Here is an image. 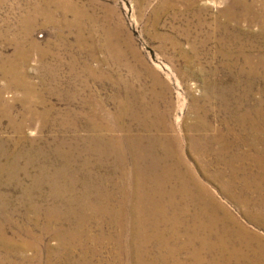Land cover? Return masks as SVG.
<instances>
[{"label": "rangeland", "instance_id": "rangeland-1", "mask_svg": "<svg viewBox=\"0 0 264 264\" xmlns=\"http://www.w3.org/2000/svg\"><path fill=\"white\" fill-rule=\"evenodd\" d=\"M43 1L0 0V205H5V210H0V232L5 238L17 249L25 243L30 245L21 252L31 259L28 264H82L83 261L86 264L91 259L92 264H109L114 260L123 264L125 256H119V252L115 254L114 247L117 246L113 240H96L100 229L110 235L113 227L105 226L109 221H103L104 226L99 227V220L94 216L98 213L93 212V215L86 207L89 203L81 194L84 190L80 178L105 175L112 182L123 179L133 191L134 176L137 175L130 167L134 160L126 153L128 145L133 143L136 149H140L139 158L142 156L141 160L137 158V167L143 166L150 175L161 176L162 198L169 204L161 200L157 191L150 199L161 198L160 202L167 205L170 218L178 212L172 210L176 204L180 206L179 213L187 219L201 209L211 208L210 212L225 226L242 227L244 232L241 234L247 240L245 244L231 242L229 245L234 250L242 249L243 255L232 254L229 260L226 259L229 263L222 258L220 264H263L264 0H198L190 12L181 11L178 5L163 6L164 0H72L86 8L91 24L97 28L94 39L85 33L86 47L80 46L76 27L64 29V24L61 25L64 16L53 4L57 0H49L51 4ZM200 2L205 8V28L202 33L192 29L188 37L182 30L198 22L196 8L202 5ZM250 4L253 9L246 13L245 7ZM41 5L45 10L57 11L53 22H47L42 14L35 12L36 6ZM231 5H234L233 12ZM227 9L237 20L227 19L224 14L229 13ZM67 18L74 17L69 14ZM104 26L116 31L110 40L122 48L117 56H112L109 50L111 43L106 42ZM156 34L174 38L177 35L182 47L189 51L188 58H183L179 51L161 47L162 39ZM14 38L22 41L20 54ZM203 39L204 44L201 43ZM14 63L19 64L23 76L8 71ZM128 63L134 65V69L143 68L140 71L144 72L142 80L133 81L126 67ZM118 77H124L123 82L129 79L127 83L130 85L126 86L131 87L135 102L142 104L147 112L153 111L146 114V123L152 125L153 130L143 128L137 118L132 120L124 115L131 96L122 91ZM154 90L158 92L154 93ZM157 94L161 96L157 98ZM154 97L158 99L160 110H148ZM121 116L131 128L125 133L116 130ZM236 116L240 119L239 124L233 118ZM128 137L132 138L129 140ZM171 162L177 164L176 169H181L177 178L164 174ZM191 175L199 183L193 185ZM183 177L189 184L187 180L184 183ZM72 180L75 183L73 188L69 182ZM141 188L139 192L145 193ZM108 191L113 188L106 186L104 193L95 196L87 193V196L93 202L102 201L97 204L103 209H111L122 196L115 190L114 199L108 201L104 199ZM80 194L81 200L77 196ZM76 197L75 202L73 198ZM80 212L91 217L85 225L93 231L86 232L89 237L86 235L80 239L87 245L85 257L80 255L82 246L67 253L66 248H61L60 241L70 239L68 230L83 215ZM128 215L124 220L126 229L123 227L121 231L134 238L139 236L144 225L140 226L139 218L133 212ZM57 218L61 221H53ZM150 221L147 222L149 229L141 233L144 234L143 242L138 241V245L144 248L146 264H214L210 252L204 253L209 256H203L202 262L195 260L192 248L176 252L184 237L180 241L175 238L181 234L168 240V245L173 246L168 251H160L159 255L157 240L160 233L172 232V223L166 220L161 224L153 216ZM29 228L30 235L27 233ZM148 235L154 239L150 237L148 240ZM91 237L96 241H89ZM248 241L252 243L251 247L247 246ZM253 246L259 250L254 254L251 251Z\"/></svg>", "mask_w": 264, "mask_h": 264}, {"label": "bare ground", "instance_id": "bare-ground-1", "mask_svg": "<svg viewBox=\"0 0 264 264\" xmlns=\"http://www.w3.org/2000/svg\"><path fill=\"white\" fill-rule=\"evenodd\" d=\"M45 1V0H44ZM43 1V2H44ZM48 2H50L49 0H47ZM196 1H198V0H164L163 2H162V5L163 6H177L178 5V8L180 7V9H181V11L183 10V11H186V12H190V11H192L193 9H192V7L191 6H193V3H195ZM242 1V0H241ZM245 1V0H244ZM250 1V0H249ZM243 2V1H242ZM253 2V1H252ZM254 2H255V0H254ZM52 2H50V4H51ZM200 3H202V2H200ZM234 3V2H233ZM240 3V2H239ZM54 5H57V10L58 11H61V13L63 14V16H64V21L62 22V24L61 25H63L64 24V29L65 28H72V27H76L77 28V32H78V35H79V40H80V46H85L86 45V42H84V40L86 41L87 39H86V36H85V33L86 32H88L91 36L90 37H92L93 39H94V37L96 36V30H97V28H95V25H92L91 23H92V21H90V16H89V14H88V12H87V10H86V8L84 7V6H81V5H79V4H76V3H74L72 0H57V1H55L54 3H53ZM83 4V3H82ZM39 5V4H38ZM196 5H198V4H196ZM238 6V5H237ZM252 6L253 5H249L248 7H245V8H247L246 9V13H248V12H250V9L252 8ZM173 7V9H175ZM197 7V6H196ZM195 7V8H196ZM89 8V7H88ZM36 10H35V12L36 13H39V14H42L43 16H44V18H46V21L47 22H53V19L55 18V11L53 10V11H48V10H45V8L41 5V6H36V8H35ZM51 9V8H50ZM196 9H198V22H196V24H189L190 22H188V26H187V28H186V30L184 29V31L182 30V33L184 34V35H187L188 37H189V35H190V32H191V30L192 29H196V30H198V33H202L203 32V30H204V28H205V25H206V18H205V16H204V12H205V8H204V6H203V3H202V5L199 7V8H196ZM229 9V8H228ZM227 9V11L229 12V10ZM253 9V8H252ZM230 10H232V12L234 11V5H231L230 6ZM236 10V9H235ZM180 11V12H181ZM195 11V10H194ZM197 11V10H196ZM57 12V11H56ZM232 12H229V13H227V12H225L224 14H226V17H228L227 19H229V20H231V19H236L237 17L235 16L234 17V14L233 15H231L230 13H232ZM254 13V12H253ZM264 13V12H263ZM69 14H72L73 15V19H71V20H69L67 17H68V15ZM189 14V13H188ZM227 14H230V15H227ZM245 14V13H244ZM258 14V13H257ZM196 15H197V13H196ZM243 15V14H242ZM245 16V15H244ZM105 17V16H104ZM250 17H251V15H250ZM257 17V16H256ZM260 17H262V16H260ZM217 18V17H216ZM258 18V17H257ZM264 18V17H263ZM187 19V18H186ZM262 19V18H261ZM92 20V19H91ZM189 20H191V19H189ZM237 20V19H236ZM121 21V20H120ZM218 21V20H217ZM263 21V20H262ZM103 22H105V21H103ZM192 22H193V19H192ZM121 23H122V21H121ZM218 23V22H217ZM96 24V23H95ZM185 24V23H184ZM215 25V24H214ZM181 26H183V25H181ZM219 26V25H218ZM104 30L106 31L105 32V35H106V37H107V39H106V42H107V44L110 42L111 43V45H110V51L112 52V56H117V53L119 52L120 53V51H121V47L119 46V45H117V46H115V45H113L112 44V42H111V36L112 35H114L115 34V30L113 29L112 30V27L111 28H108V29H106L107 27H105L104 26ZM179 28V27H178ZM63 29V28H62ZM103 30V29H102ZM118 30V29H117ZM190 30V31H189ZM120 32V31H119ZM119 32H118V34H119ZM26 33V32H25ZM178 33V32H177ZM30 34V33H29ZM179 34V33H178ZM60 35V34H59ZM157 35V37H160V39H162V46L161 47H168V48H170V49H172V50H174V51H179L180 53H181V56L183 57V58H188V55H190L189 54V51L188 50H186L184 47H182V45H183V43L179 40V38L177 37V35H176V37L174 38L173 36H169V35H165V34H163V35H161V34H156ZM23 36H25V35H23ZM67 37V36H66ZM183 37V36H182ZM24 38V37H23ZM120 38V37H119ZM115 39H117V38H115ZM127 39V38H126ZM186 39V38H185ZM14 41H15V43L19 46V53L18 54H20L21 53V46H22V41H21V39L19 40V39H17V38H14L13 39ZM104 40V39H103ZM78 41V40H77ZM113 41V40H112ZM124 41V40H123ZM126 42V41H125ZM203 42H205L204 41V39L201 41V43L202 44H204ZM24 43V42H23ZM103 43H105V42H103ZM121 43V42H120ZM123 43V42H122ZM206 43V42H205ZM125 44V43H124ZM191 44H193V42L191 43ZM30 45V44H29ZM88 45V44H87ZM86 45V46H87ZM98 45V44H97ZM102 45V44H101ZM106 45V44H105ZM85 46V47H86ZM109 46V45H108ZM127 46H129V45H127ZM133 47V46H132ZM24 48L22 47V50H23ZM124 51V50H123ZM173 51V52H174ZM133 52V51H132ZM167 52V51H166ZM124 53H125V51H124ZM122 54V53H121ZM22 56V55H21ZM126 56V55H125ZM173 58V57H172ZM115 59H117V58H115ZM118 60V59H117ZM121 60V59H120ZM174 60V59H173ZM11 65V64H10ZM125 65V64H124ZM130 65V66H129ZM134 66V65H133ZM133 66H132V64H129L128 63V65H126V67L128 68V73L130 74V76H132L133 77V81H135L136 79V81H140V80H142V76H141V74L142 73H144V72H140L141 71V69H143V68H141V69H139V70H137V69H134L133 68ZM8 67V66H7ZM135 67V66H134ZM3 69V68H2ZM11 69V70H10ZM6 70V69H5ZM185 70V69H184ZM8 71H10L11 73H12V75H13V73L16 75V76H20V75H22L23 76V74H22V70H21V67L19 66V64H17V63H14V64H12L11 66H10V68H9V70ZM143 71V70H142ZM156 73V72H155ZM14 75V76H15ZM152 75V77H153V73L151 74ZM156 75H158V73L156 74ZM15 76V77H16ZM145 78V77H144ZM124 79V77L122 78V77H118V80H119V82H120V84L123 86L122 87V91H126L127 92V94L128 95H130L131 96V98L130 99H128V102H129V105L127 106V113H125L124 115H128V116H130V119H136L137 118V120H138V122L140 123V124H143V128H145L146 130H153V128H150L151 126H148V124L146 123V119L148 118H146V114L147 113H152L151 111H149V112H147V110L146 109H144V106L142 105V104H140L139 102V104H140V107H139V104L137 103V102H135V98H133V95H132V92H131V90H130V88H128V86L130 85V83H127L128 82V80L129 79H126L124 82L122 81ZM150 79V78H149ZM153 79H155V78H153ZM156 80V79H155ZM154 80V81H155ZM161 80V79H160ZM130 81V80H129ZM145 81V80H144ZM153 81V80H152ZM153 81V82H154ZM147 82H149V81H147ZM158 82V81H157ZM162 83V82H161ZM146 84V83H145ZM153 84V83H152ZM160 84V83H159ZM163 84V83H162ZM126 85H128V86H126ZM164 85V84H163ZM167 85V84H166ZM140 86V85H139ZM152 86V85H151ZM166 87V86H165ZM153 88V87H152ZM155 88H157V87H155ZM140 89V88H139ZM157 90V89H156ZM156 90H154V93H156V92H158V91H156ZM1 92V91H0ZM145 92H147V91H145ZM150 92H151V90H150ZM139 93V92H138ZM137 93V94H138ZM159 93H162V92H159ZM225 93V92H224ZM29 94V93H28ZM117 94H118V92H117ZM135 94V93H134ZM141 94V93H140ZM116 95V94H115ZM150 95V94H149ZM29 96V95H28ZM153 96V95H152ZM161 96V95H160ZM160 96H158V94H157V98H159ZM117 97V96H116ZM142 97H144V96H142ZM168 97V96H167ZM166 97V99H168ZM157 98H155L154 97V99H152V101H151V105L150 104H148V110H151V108H152V110H157L158 109V106H159V102H158V99ZM162 98V97H161ZM123 99V98H122ZM143 99V98H142ZM165 99V98H164ZM172 99V98H171ZM125 100V99H124ZM161 100H163V99H161ZM3 101V100H2ZM148 101V100H147ZM124 102V101H123ZM127 102V101H126ZM171 102V101H170ZM145 103V102H144ZM161 103V102H160ZM6 104V103H5ZM100 104V103H99ZM102 104V103H101ZM167 104V103H166ZM125 105V104H124ZM100 106V105H99ZM165 106V105H164ZM172 106V105H171ZM97 107V106H96ZM102 107V106H101ZM119 107V106H118ZM121 107V106H120ZM138 107V108H137ZM160 108H161V106H160ZM170 108V107H169ZM168 108V109H169ZM105 109V108H104ZM162 109V108H161ZM166 109V108H165ZM94 110V109H93ZM158 110H160V109H158ZM167 110V109H166ZM165 110V111H166ZM98 110H96V112H97ZM121 111V110H120ZM136 111L137 112H140V113H136ZM172 111V110H171ZM100 112V111H99ZM98 112V113H99ZM122 112V111H121ZM157 112H159V111H157ZM94 113V112H93ZM103 113V112H102ZM105 113V112H104ZM117 113H118V111H117ZM161 113V112H160ZM96 114V113H95ZM112 114V113H111ZM110 114V115H111ZM114 114V113H113ZM116 114V113H115ZM131 114H132V116H131ZM171 114V113H170ZM169 114V115H170ZM97 115V114H96ZM124 115H122V116H124ZM152 115V114H151ZM154 115V114H153ZM121 116V118H120V121H119V123H118V126L119 127H117L116 128V130L117 129H119V131L121 130V132H122V130H124V133H125V130H129V129H131L130 127H128L127 126V124H126V120L125 121H123V118L124 117H122ZM167 116V115H166ZM98 117V116H97ZM103 117V116H102ZM158 117V116H157ZM162 117H163V115H162ZM29 118V117H28ZM101 118V117H100ZM104 118V117H103ZM113 118V117H112ZM203 118V117H202ZM233 118H235L234 120L235 121H237V123L239 124V120L240 119H238V116H236V117H233ZM134 119V120H135ZM168 119V118H167ZM201 119V118H200ZM245 119V118H244ZM119 120V119H118ZM161 120V119H160ZM233 120V121H234ZM108 121H111V120H108ZM114 121V120H113ZM168 121H169V119H168ZM95 123V122H94ZM111 123V122H110ZM113 123V122H112ZM111 123V124H112ZM116 123H117V120H116ZM124 123V124H123ZM158 123V122H157ZM167 123V122H166ZM206 123V122H205ZM164 124V123H163ZM170 124V123H169ZM205 125V124H204ZM94 126V125H93ZM109 126V125H108ZM156 126V125H155ZM155 126H153V127H155ZM162 126V125H161ZM110 127V126H109ZM170 127H171V125H170ZM174 127V126H173ZM113 128V127H112ZM165 128V127H164ZM196 128H197V126H196ZM103 129V128H102ZM114 129V128H113ZM202 129V128H201ZM205 129V128H204ZM110 130V129H109ZM115 130V131H116ZM208 130V129H207ZM101 131V130H100ZM113 131V130H112ZM163 131V130H162ZM98 132V131H97ZM102 132H104V131H101V133ZM114 132V131H113ZM200 132H202L201 130H200ZM123 133V132H122ZM109 134H110V132H109ZM175 134V133H174ZM101 135V134H100ZM104 135V134H103ZM127 135V134H126ZM98 136V135H97ZM106 137L108 136V135H105ZM115 136V135H114ZM129 136V135H128ZM178 136V135H177ZM173 137H175V136H173ZM105 138V137H104ZM111 138V137H110ZM115 138H116V136H115ZM132 137H130V139H131ZM135 138V137H134ZM152 138H154V137H152ZM172 138V137H171ZM97 139V138H96ZM119 139V138H118ZM128 139H129V137H128ZM129 139V140H130ZM166 139V138H165ZM175 139V138H174ZM178 139V138H177ZM182 139V138H181ZM194 139V138H193ZM229 139V138H228ZM102 140H103V138H102ZM110 140V139H109ZM112 140V139H111ZM117 140V139H116ZM134 140H136V139H134ZM134 140H133V142H134ZM154 140V139H153ZM152 140V141H153ZM167 140V139H166ZM169 140V139H168ZM138 141V140H137ZM164 141V140H163ZM225 141V140H224ZM99 142V141H98ZM108 142V141H107ZM112 142V141H111ZM110 142V143H111ZM130 142V141H129ZM165 142V141H164ZM139 143V142H138ZM181 143V142H180ZM226 143V142H225ZM143 144V143H142ZM164 144H166V143H164ZM117 145H119V142H118V144ZM122 145H123V141H122ZM154 145V144H153ZM231 145V144H230ZM114 146V145H113ZM129 147L127 148V150H126V153H127V156H130L133 160V162H134V165L133 166H130V167H133V170H134V172L136 173V175H137V177L136 176H134V181H136L135 182V184H134V189H133V191H130V189H129V186L128 185H126L124 182H125V180H123L122 178V180H120V181H116L115 180V182H112V180H110L108 177H106L105 175H101V176H92V177H85V179L83 180V179H81L80 178V183L83 185V190L84 191H82L81 192V194H84L85 196V199L87 200V202L89 203L86 207H88L89 209H91V211H92V214H93V212L96 214V213H98V215L96 214V215H94L98 220H99V223H100V228H101V226L103 225L104 226V224L102 223L103 221H109L108 223H105V226H106V224H108V226L109 227H113V228H111L112 229V231L113 232H115V235L113 234L112 235V233L110 232L109 234L110 235H108V233H105V231H104V229H100V231H99V236H97L96 237V240L99 242H105L106 240L107 241H109V240H111V242H112V240H113V242H114V246L116 245L117 246V248L116 247H114V251H115V254L116 253H118L119 252V256L121 255V256H125V259L123 258V260H124V262H123V264H146V262H147V257H146V255H144V248L143 247H140L139 245H138V241L139 240H141L142 241V237L144 238V234H141V233H143L144 231H146L147 229H149V227H148V221H150L151 220V218H152V216L153 217H155V219L158 221H160V223L162 224V223H165L166 222V220H169V222H171L172 223V232L169 234L168 232H164V233H160L161 235H160V237H159V239L157 240V244L159 245V247H157V251L159 252V255L161 254L160 253V251H168V248H170V247H172V246H169L168 245V240L170 241V239L171 238H173L175 235H179V234H181L182 236H180V237H177V238H175L176 240H179L180 241V238L181 237H184L183 238V240H182V238H181V240L182 241H177V242H179V245H180V248H178V250H176V252H180V251H186V250H188L189 248H192L191 250H193V253L195 254V260L196 261H198V262H200L201 261V259H202V257L204 256V253L205 252H210L209 254H211V255H213V263L214 264H220L221 263V260H223L222 258H225V262H228V260L231 258L230 257V255H232L233 254V256H234V254H236L237 253V256L238 255H243L242 253H243V250L242 249H239V248H237V249H233V247L232 246H230L229 244H231V242H232V244H237V243H239V244H241V243H243V244H245L246 243V241L244 240V238H243V235L241 234V233H243L244 231H242V230H244L242 227H231V226H225V224H223V223H221V222H219V220H218V217L216 218V216H215V214L213 213V212H210V210H211V208H210V210H207L205 207V209H201L200 211H199V213L198 214H196L195 215V213H194V215L192 214L191 216H188L189 217V219H187V218H184L183 217V215L182 214H180L179 213V207L180 206H176V205H174V206H172L173 207V211H174V209H175V211L177 210L178 212H177V214H176V216H172V218H170V215H169V213L167 212V205L169 204H167L166 202H165V200H164V198H162L163 197V187H161L160 186V184L159 183H163V181H162V179H161V176H154V175H150L149 174V172L147 171V170H144L145 168L143 167V166H141L140 168L139 167H137V166H139V165H136L135 163L137 162V163H139L138 162V160L140 159L141 160V158H142V156H141V158H139V155L141 154L140 153V149L139 148H135V146H134V144L133 143H131L130 145H128ZM145 146H147V145H145ZM160 146V145H159ZM178 146V145H177ZM225 147V146H224ZM229 147H231V146H229ZM100 148V147H99ZM125 148V147H124ZM178 148V147H177ZM228 148V147H227ZM110 149H111V147H110ZM119 149V148H118ZM164 149V148H163ZM167 149V148H166ZM165 149V150H166ZM231 149V148H230ZM123 150V149H122ZM167 150H169V148L167 149ZM178 150V149H177ZM176 150V151H177ZM172 151V150H171ZM183 151V150H182ZM231 151V150H230ZM125 152V151H124ZM145 152V151H144ZM143 152V153H144ZM114 153V152H113ZM163 153V152H162ZM174 153V152H173ZM228 153V152H227ZM230 153V152H229ZM101 154V153H100ZM115 154V153H114ZM149 154V153H148ZM151 154V153H150ZM160 154V153H159ZM167 154V153H166ZM117 155V154H116ZM121 155H122V153H121ZM163 155V154H162ZM174 155V154H173ZM182 155H183V153H182ZM230 155V154H229ZM236 155V154H235ZM234 155V156H235ZM106 156V155H105ZM123 156H126V155H123ZM127 156H126V158H127ZM166 156V155H165ZM171 156H172V154H171ZM104 157V156H103ZM111 157V156H110ZM112 157H113V155H112ZM154 157V156H153ZM159 157V156H158ZM161 157V156H160ZM233 157V156H232ZM238 157V156H237ZM236 157V158H237ZM101 158V157H100ZM108 158V157H107ZM121 158V157H120ZM126 158H123V159H126ZM137 158H139L138 160H137ZM167 158V157H166ZM104 158H102V160H103ZM106 159V158H105ZM119 159V158H118ZM154 159V158H153ZM160 159V158H159ZM165 159V158H164ZM129 160V159H128ZM127 160V161H128ZM146 160V159H145ZM148 160H150V159H148ZM170 160V159H169ZM179 160V159H178ZM204 160V159H203ZM123 161V160H122ZM161 161H162V159H161ZM121 162V161H120ZM143 162V161H142ZM178 162V161H177ZM101 163V162H100ZM130 163V162H129ZM128 163V164H129ZM157 163V162H156ZM182 163V162H181ZM185 163V162H184ZM102 164V163H101ZM125 164V163H124ZM145 164H146V162H145ZM151 164H153V163H151ZM180 164V163H179ZM126 165V164H125ZM147 165V164H146ZM145 165V166H146ZM156 165V164H155ZM168 165V164H167ZM231 165V164H230ZM234 166V165H233ZM85 167V166H84ZM118 167V166H117ZM122 167V166H121ZM163 167V166H162ZM126 168V167H125ZM124 168V170L125 171H127L126 169ZM156 168V167H155ZM177 168V164H174V163H170L169 165H168V167L164 170L165 171V173L164 174H170V175H174V177L175 178H177V176H180V170L179 169H176ZM180 168V167H179ZM86 169V168H85ZM183 170V169H182ZM189 170V169H188ZM83 171V170H82ZM155 171V170H154ZM183 171H185V170H183ZM236 171V170H235ZM86 172H87V169H86ZM156 172H157V170H156ZM187 172V171H186ZM80 173V172H79ZM89 173V172H88ZM158 173V172H157ZM191 173H193V172H191ZM63 174V173H62ZM154 174H156V173H154ZM158 174H160V173H158ZM183 174V173H182ZM69 175V174H68ZM88 175V174H87ZM149 175H150V177H149ZM190 175V174H189ZM74 176H75V174H74ZM127 176V175H126ZM133 176V175H132ZM183 176V175H182ZM192 177L194 176V175H191ZM41 177V176H40ZM73 177V176H72ZM122 177V176H121ZM169 177V176H168ZM235 177V176H234ZM234 177H232V178H234ZM60 178H61V176H60ZM66 178H68V177H66ZM140 178H141V180H140ZM154 178H155V180H154ZM56 179V178H55ZM78 179V178H77ZM127 179H128V177H127ZM183 179V181H184V183H186V180H187V183H188V179L186 178V180L184 179V177L182 178ZM197 179V178H196ZM264 179V178H263ZM58 180V179H57ZM68 180V179H67ZM164 180V179H163ZM259 180V179H258ZM75 181H76V179H75ZM129 181V180H128ZM139 181V182H138ZM161 181V182H160ZM179 181V180H178ZM53 182H55V181H53ZM70 182V185H71V187L73 188L74 187V185H75V183H74V181L72 180V181H69ZM176 182V181H175ZM174 182V183H175ZM61 183V182H60ZM165 183V182H164ZM184 183H183V185H184ZM195 183H199L198 182V180H195L194 179V177L192 178V184L194 185ZM57 184V183H56ZM59 184V183H58ZM76 184H77V182H76ZM167 184V183H166ZM169 184V183H168ZM189 184V183H188ZM191 184V185H192ZM202 184V183H201ZM79 185V184H78ZM130 185H132V184H130ZM190 185V186H191ZM199 185V184H198ZM259 185V184H258ZM55 186V185H54ZM57 186V185H56ZM67 186V185H66ZM106 186H110L111 188H113V191H108V192H106V194H105V197H104V199H106V200H108V201H110V200H113L114 199V194H115V190H117V191H120V194H121V199L120 200H118V202H116L115 204H114V206L110 209V208H107V209H103L102 208V206L100 205V204H97V203H101L102 201H98V202H93L92 200H91V198L90 197H88L87 196V193L88 194H90L91 196H95V195H97V194H99V192H103L104 190H105V187ZM140 186L142 187L141 188V191L143 190V192H144V190H145V193L147 194V196L149 197H147L146 196V194L145 193H142V192H139V188H140ZM173 186V185H172ZM203 186V185H202ZM59 187V186H58ZM139 187V188H138ZM165 187V186H164ZM178 187V186H177ZM185 187V186H184ZM194 187L195 186H193V189H194ZM198 187V186H197ZM60 188V187H59ZM65 188V187H64ZM77 188V187H76ZM75 188V189H76ZM82 188H81V190H82ZM172 188V187H171ZM204 188V187H203ZM260 188V187H259ZM262 188V187H261ZM55 189V188H54ZM62 189V188H61ZM68 189H71L69 186H68ZM177 189V188H176ZM191 189V188H190ZM57 190V189H56ZM167 190V189H166ZM175 190V189H174ZM60 191V190H59ZM76 191H77V189H76ZM155 191H157L158 192V194H160L161 195V200H163L164 202H165V204H167V205H165L163 202H160V199L158 200V199H155L156 197H154V199H150V196L152 195V194H154V195H156V193H155ZM170 191V190H169ZM177 191H179V190H177ZM198 191V190H197ZM62 192V191H61ZM80 192V191H79ZM166 192V191H165ZM171 192V191H170ZM58 193V192H57ZM74 193V192H73ZM104 193V192H103ZM139 193V194H138ZM187 193V192H186ZM185 193V194H186ZM198 193V192H197ZM81 194L80 195H77V196H79V198H80V200H81ZM191 194V193H190ZM203 194V193H202ZM70 195H72V194H70ZM153 195V196H154ZM167 195V194H166ZM180 195V194H179ZM188 195V194H187ZM207 195V194H206ZM139 197H144L145 199H139ZM152 197V196H151ZM170 197H171V195H170ZM173 197V196H172ZM185 197V196H184ZM201 197V196H200ZM180 198V197H179ZM197 198V197H196ZM67 199V198H66ZM167 199V198H166ZM199 199V198H198ZM73 200L76 202L77 201V197L74 199L73 198ZM169 200V199H168ZM190 200V199H189ZM204 200V199H203ZM196 201V200H195ZM80 202V201H79ZM179 202H180V200H179ZM185 202H188V201H185ZM201 202V201H200ZM205 202H207V201H205ZM73 203V202H72ZM81 203V202H80ZM196 203V202H195ZM170 204H171V202H170ZM181 204V203H180ZM205 204V203H204ZM203 204V205H204ZM74 205V204H73ZM179 205V204H178ZM208 205V204H207ZM222 205V204H221ZM3 206H5V205H0V210H5L4 209V207ZM70 205H68V207H69ZM182 206H184V205H182ZM187 208L189 207V205L188 204H186L185 205ZM205 206V205H204ZM218 206V205H217ZM7 207H9V206H7ZM200 207V206H199ZM219 207V206H218ZM191 208V207H190ZM216 208V207H215ZM70 209V208H69ZM74 209V208H73ZM193 209V208H192ZM223 209V208H222ZM78 210H79V208H78ZM182 210V209H181ZM186 210V209H185ZM184 210V211H185ZM198 210V209H197ZM218 210V209H217ZM80 211H84V210H80ZM174 211V212H175ZM228 211V210H227ZM132 213L133 212V214H136L137 215V217L139 218V223H140V226H143L144 225V227H143V229H142V231H140V232H138L139 233V236H135L134 238H133V236H131L130 235V233H129V236H128V234H126V236L124 235V233L121 231V229L123 228V227H125V225L127 224H125V217H126V215H128V213ZM196 212V211H195ZM77 213V212H76ZM81 214H83L82 216H80L79 218H77L78 220H76V225H73V226H71L70 228H69V230H68V233H69V238L70 239H67V240H65V239H60V241H61V248H66V251L65 252H67V253H70L71 251H74L75 250V248H80V246H82V253L80 254V255H86V253L88 252L87 251V245L85 244V240H83V242H82V240H80V239H82V238H84V236H86V237H89V235H88V233H86V232H93L92 231V228L90 227V226H87V225H85V224H87L88 223V221H90L91 220V217L85 212V213H82V212H80ZM176 213V212H175ZM75 214V213H74ZM156 214V215H155ZM188 214V213H187ZM76 215V214H75ZM78 215H80V214H78ZM217 215V214H216ZM227 215V214H226ZM129 216V215H128ZM157 216H158V218H157ZM223 216V215H222ZM10 217V216H9ZM9 217H7L8 219H9ZM134 217H136L135 215H134ZM225 217H227V216H225ZM0 219H2V217L0 216ZM128 219V218H127ZM235 220V219H234ZM53 221H55V222H59V221H61V220H59L58 218L56 219V220H53ZM156 221V222H157ZM230 221V220H229ZM232 221V220H231ZM151 222V221H150ZM224 222H226V221H224ZM234 222V221H233ZM2 223V222H1ZM0 223V224H1ZM90 223V222H89ZM134 223V222H133ZM153 223H155V222H153ZM230 223V222H229ZM234 224V223H233ZM131 225V224H130ZM3 226V225H2ZM1 226V227H2ZM134 226V225H133ZM137 226V225H136ZM138 227V226H137ZM163 227V226H162ZM3 228V227H2ZM103 228V227H102ZM105 228V227H104ZM115 228H116V230H115ZM128 228V227H127ZM130 228H132V226L130 227ZM141 228V227H140ZM125 229H126V227H125ZM166 229H167V227H166ZM26 230V229H25ZM130 229L128 228V231H129ZM136 230V229H135ZM165 230V229H164ZM163 230V231H164ZM168 230V229H167ZM170 230V229H169ZM2 231V230H1ZM248 231V230H247ZM131 232V231H130ZM1 233V232H0ZM27 233L30 235L31 233H30V228H29V230H27ZM47 233V232H46ZM55 233V231L53 232V234ZM146 233V232H145ZM250 233H251V231H250ZM131 234H133V233H131ZM136 234H137V232H136ZM147 234V233H146ZM248 234V233H247ZM93 235V234H92ZM142 235V236H141ZM250 235V234H249ZM169 236V237H168ZM85 237V238H86ZM151 235H148V236H146V238H148V240H150L151 238H153L154 239V236L153 237H151ZM167 238V239H166ZM254 238H255V236H254ZM42 239V238H41ZM88 239V238H87ZM248 239V238H247ZM89 241H91V242H94V241H96L95 240V238H90V239H88ZM145 240V239H144ZM173 240H174V238H173ZM249 240V239H248ZM106 241V242H107ZM143 242V241H142ZM27 243H29V242H27ZM87 243V242H86ZM109 243V242H108ZM31 244V243H30ZM102 244V243H101ZM105 244V243H104ZM174 244V243H173ZM231 244V245H232ZM92 245V244H91ZM192 245H193V247H192ZM251 245H252V243L250 242V241H248V243H247V246H250L251 247ZM258 245V244H257ZM14 245H12V243H11V241L10 240H8V239H6L5 238V235H4V233H1L0 234V264H28V263H30V260L31 259H29V258H27V257H24V255H22V253L21 252H23L24 251V249H26V247H29L30 245L29 244H24L23 246L21 245V246H19V249H17L16 247H13ZM93 246V245H92ZM107 246V245H106ZM110 246H111V244H110ZM104 247V246H103ZM145 247V246H144ZM178 247V246H177ZM74 250H73V249ZM98 248H100V247H98ZM107 248V247H106ZM249 248V247H248ZM89 249V248H88ZM110 249V248H109ZM231 249V250H230ZM77 250V249H76ZM150 250V249H149ZM170 250V249H169ZM172 250V249H171ZM234 250V251H233ZM78 251V250H77ZM111 251H112V249H111ZM113 251V252H114ZM233 251V252H232ZM247 251V250H246ZM251 251H252V253L254 254V253H256V252H258L259 250L256 248V247H252L251 248ZM262 251H264V250H262ZM96 253H97V251H95ZM94 252V253H95ZM110 252V251H109ZM176 252H174L175 253V255H176ZM90 253V252H89ZM94 253H92V255L94 254ZM103 253H104V251H103ZM155 253V252H154ZM173 253V254H174ZM247 253V252H246ZM110 254V253H109ZM179 254V253H178ZM209 254H207V255H205V256H209ZM83 255V257H85ZM90 255V254H89ZM117 255V254H116ZM171 255V254H170ZM188 255H191L190 253L188 254ZM27 256V255H26ZM157 256V255H156ZM156 256H155V258H156ZM169 256V255H168ZM183 256V255H182ZM204 256V257H205ZM19 257V258H18ZM68 257V256H67ZM70 257V256H69ZM82 257V258H83ZM87 257V256H86ZM106 257V256H105ZM114 257H116V256H114ZM151 257H153V256H151ZM162 257H163V255H162ZM171 257H172V255H171ZM254 257V256H253ZM79 258V257H78ZM150 258V257H149ZM154 258V259H155ZM158 258H159V256H158ZM211 258V257H210ZM235 258V257H234ZM19 259H21L22 261H19ZM119 259H121V258H119ZM153 259V260H154ZM166 259H167V257H166ZM204 259V258H203ZM226 259H228V260H226ZM81 260V259H80ZM86 260V259H85ZM92 260V259H91ZM91 260L87 263L86 262V264H92V262H91ZM98 260V259H97ZM107 260V259H106ZM110 260V259H109ZM113 260V259H112ZM149 260V259H148ZM173 260V259H172ZM70 261H72V260H70ZM99 261V260H98ZM103 261V260H102ZM118 260H114L113 262H111V263H109V264H119V262L118 263H116ZM121 261V260H120ZM157 261V260H156ZM168 261V260H167ZM177 261V260H176ZM91 262V263H90ZM153 262V261H152ZM202 262V261H201ZM234 262V261H233ZM255 262V261H254ZM258 262V261H257ZM263 262H264V254H263ZM167 263V262H166ZM181 263H183V262H181ZM209 263V262H208ZM223 263V262H222ZM229 263V262H228ZM73 264V263H72ZM78 264V263H77ZM82 264H85V261H83L82 262ZM168 264V263H167ZM189 264V263H188ZM241 264V263H240ZM252 264V263H251ZM264 264V263H263Z\"/></svg>", "mask_w": 264, "mask_h": 264}]
</instances>
